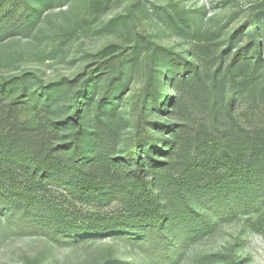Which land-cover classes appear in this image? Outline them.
Wrapping results in <instances>:
<instances>
[{
  "label": "trees",
  "instance_id": "16d2710c",
  "mask_svg": "<svg viewBox=\"0 0 264 264\" xmlns=\"http://www.w3.org/2000/svg\"><path fill=\"white\" fill-rule=\"evenodd\" d=\"M92 1L103 13L113 0ZM52 2L0 0V43L31 35ZM174 19L191 29L188 11L175 7ZM258 35L252 26L238 29L211 71L144 40L151 51L148 89L162 76L172 92L164 98L145 92L132 109L127 138L121 131L130 121L112 97L126 63L139 58L138 47L100 63L82 86L81 75L37 88L28 74L0 82V203L67 242L102 236L150 242L155 234L168 243L213 228L219 217L264 214ZM112 73L118 78L100 97L98 80ZM148 104L160 115L172 107L181 120L152 123Z\"/></svg>",
  "mask_w": 264,
  "mask_h": 264
},
{
  "label": "rangeland",
  "instance_id": "374dc122",
  "mask_svg": "<svg viewBox=\"0 0 264 264\" xmlns=\"http://www.w3.org/2000/svg\"><path fill=\"white\" fill-rule=\"evenodd\" d=\"M175 7L191 14V29L178 19L170 23ZM43 12L31 35L0 43V82L28 74L37 88L81 75L82 86L100 63L129 55L138 47L139 58L126 63L112 97L130 121L129 128L121 131L124 138L134 130L132 109L146 91L154 90L163 98L165 92H172L162 76L148 89L151 51L144 40L210 71L228 48L229 38L242 27L257 28L264 49V0H113L103 13L96 11L92 0H53ZM253 38L250 34L241 42ZM117 74L98 80L100 97ZM71 97L69 92L65 102ZM146 109L152 123L181 120L172 107L167 115L158 114L152 104ZM78 209L83 215L91 212L85 206ZM219 218L212 220L211 229L183 234L168 243L155 234L150 242L122 236L67 242L56 231L24 220L21 212L15 214L0 203V264H264V214L241 211Z\"/></svg>",
  "mask_w": 264,
  "mask_h": 264
}]
</instances>
